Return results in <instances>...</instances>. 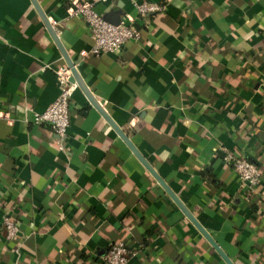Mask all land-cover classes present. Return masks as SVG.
Returning <instances> with one entry per match:
<instances>
[{
  "label": "crops",
  "instance_id": "0c3cea01",
  "mask_svg": "<svg viewBox=\"0 0 264 264\" xmlns=\"http://www.w3.org/2000/svg\"><path fill=\"white\" fill-rule=\"evenodd\" d=\"M74 1L37 0L91 96L233 264H264V0H79L140 33L100 56ZM142 2L165 8L143 21ZM62 67L31 0H0V264H105L118 242L130 264H227L77 83L67 138L35 122Z\"/></svg>",
  "mask_w": 264,
  "mask_h": 264
},
{
  "label": "built area",
  "instance_id": "2783aa9c",
  "mask_svg": "<svg viewBox=\"0 0 264 264\" xmlns=\"http://www.w3.org/2000/svg\"><path fill=\"white\" fill-rule=\"evenodd\" d=\"M135 7L143 21H147L151 15L164 11V6L150 2L136 3ZM70 15L83 18L90 29L92 37L91 53L100 56L106 53H119L131 40H137L140 33L135 27V20L130 17L122 18L119 25L105 20L104 16L97 13L92 3H82L79 0L73 2ZM58 82L64 88L59 98L44 112L35 114L34 120L38 124H46L51 127L59 138L68 136L70 127L69 100L72 89L76 86L71 83L72 72L69 67L58 70ZM264 108V99H263ZM224 161L235 170L242 185L250 190L260 187L262 182V171L258 165L246 156L226 154ZM1 231L6 240L12 241L20 234L17 222L5 216L1 224ZM134 257L132 250L124 242L113 244L103 256L105 264H130Z\"/></svg>",
  "mask_w": 264,
  "mask_h": 264
},
{
  "label": "water",
  "instance_id": "95a60500",
  "mask_svg": "<svg viewBox=\"0 0 264 264\" xmlns=\"http://www.w3.org/2000/svg\"><path fill=\"white\" fill-rule=\"evenodd\" d=\"M32 4L34 5L35 9L41 16L45 26L51 33L56 45L58 46L59 50L61 51L64 59L67 62L68 67L70 68L72 72V83H77L87 94L90 101L99 108V110L104 114L106 119L110 122V124L113 126V128L116 130V132L119 134V136L124 140V142L127 144V146L132 150V152L136 155V157L141 161V163L149 170V172L156 178V180L159 182V184L168 192V194L173 198V200L176 202V204L179 206V208L182 210V212L193 222V224L198 228V230L209 240V242L212 244L214 249L218 252V254L225 260L227 264H233V262L227 257V255L221 250V248L214 242V240L211 238V236L206 232V230L199 224V222L192 216V214L188 211V209L185 208V206L182 204V202L172 193V191L166 186L164 181L157 175V173L154 171V169L150 166V164L145 160V158L138 152L137 148L133 145L131 140L126 136V134L112 121V119L103 111V109L98 105V103L94 100V98L91 96L90 92L87 90L86 86L80 79L79 73L76 69L75 63L69 58L67 52L63 48L56 31L54 27L52 26L51 22L45 15V13L42 11L41 7L39 6L37 0H31ZM112 16L117 14L115 12L110 13ZM110 14L108 16H105V20L110 21L111 23L115 25H119L122 20L123 13L118 12L116 16V20H112Z\"/></svg>",
  "mask_w": 264,
  "mask_h": 264
},
{
  "label": "trees",
  "instance_id": "16d2710c",
  "mask_svg": "<svg viewBox=\"0 0 264 264\" xmlns=\"http://www.w3.org/2000/svg\"><path fill=\"white\" fill-rule=\"evenodd\" d=\"M225 158V157H224Z\"/></svg>",
  "mask_w": 264,
  "mask_h": 264
}]
</instances>
